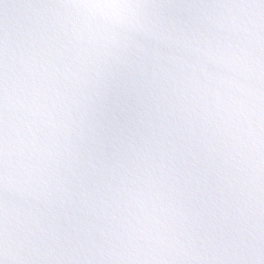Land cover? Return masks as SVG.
<instances>
[{
    "label": "snow or ice",
    "instance_id": "snow-or-ice-1",
    "mask_svg": "<svg viewBox=\"0 0 264 264\" xmlns=\"http://www.w3.org/2000/svg\"><path fill=\"white\" fill-rule=\"evenodd\" d=\"M0 264H264V0H0Z\"/></svg>",
    "mask_w": 264,
    "mask_h": 264
}]
</instances>
